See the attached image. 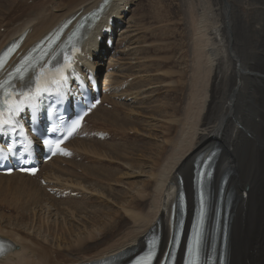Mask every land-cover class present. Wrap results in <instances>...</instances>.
Masks as SVG:
<instances>
[{
  "label": "bare ground",
  "instance_id": "6f19581e",
  "mask_svg": "<svg viewBox=\"0 0 264 264\" xmlns=\"http://www.w3.org/2000/svg\"><path fill=\"white\" fill-rule=\"evenodd\" d=\"M0 1V13L8 14L6 21L0 22V27H3L0 33L1 49L6 42L17 39L24 30H27V34L23 45L32 44L63 18L77 11L91 10L104 0H34L30 6H27V0H17V3ZM230 1L149 0L151 4L165 8L161 12L165 17L163 19L171 15L176 18L179 14L178 21L181 23L177 24L181 29L177 30L182 32L186 29L182 38L185 36L184 40H187L184 43L172 37L175 41H162L157 45L153 41L155 47L149 42L147 47L153 46L154 50L165 55L151 58L147 53L150 49L147 48V52L142 49L144 52L140 54L143 59L137 63V68L131 65L128 57L117 56L110 62L112 66L122 59L124 62L119 67L128 65L129 71L132 68L135 71L128 74L121 71L118 77L111 71L110 92L104 101L111 103L115 110H104L99 106L86 119L97 118L103 124L112 119V123L107 125L112 130L110 138L117 137V142L74 137L69 140V145L74 155L80 156L79 164L55 156L44 166L48 167L43 176L46 186L52 179L86 187L99 194L104 190L100 197L95 198L103 199L101 196L104 195L105 204L94 211L93 204V215H87L88 208L91 213L90 207L77 201L79 199L73 200L70 214L75 218L82 214L90 227L87 228L83 221L82 227L73 225V221L68 225L63 221L68 234L64 231L55 234L54 238L61 242L54 245L57 247L56 253L48 250L44 243L40 246L22 235L21 230L25 229L16 227L21 222H15L16 226L11 225L12 219L33 220V217H27L22 212L28 210L31 214L35 211L33 203L40 200L45 207L55 208L52 203L54 199L46 201L50 197L43 191L46 186L42 187L35 177L24 174L0 175V208L15 211L9 216L0 213V235L11 238V248L15 247L14 242L20 246L17 251L10 248L9 252L0 256V264H68L118 249L140 250L144 243L143 236L151 229L155 230L157 225L165 244L169 232L168 214L177 191L182 189L191 198L195 158L205 153L214 142L218 143L220 151L216 156L211 184L218 185L221 175L229 172L226 179L233 192L227 230V264H264V0ZM135 2L137 0L107 1L104 17L85 41L86 51L93 58H99L93 53L95 49L100 51V45L97 46L94 41L98 29L110 15L121 16L128 3H134L138 9ZM48 4L50 7H46ZM43 6L45 12H42ZM175 6H179V12L173 9ZM171 19L172 22L174 19ZM133 23L136 25L135 21ZM168 24L171 23H167V27ZM169 32L178 33L175 29ZM125 37L128 38V35ZM141 39L134 43H142ZM179 62L184 63L182 68L176 66ZM94 64L98 65V62L94 61ZM142 73L145 76L140 75ZM129 76L134 77L127 82ZM121 95L139 99V105L110 98ZM96 130L107 131L102 128ZM121 142L130 143L122 145ZM56 159L70 164L61 168L52 164ZM73 168H79L81 173ZM142 173L147 177L123 181ZM83 182H87V185L84 186ZM55 188L61 192L60 188L67 187ZM242 190H245V195ZM107 198L114 205H109ZM29 201L31 203L28 205ZM81 204L84 206L80 207ZM192 206L186 208L185 224ZM68 208L69 211L70 205ZM45 227L47 229L48 224ZM39 234L37 232V236ZM23 241L34 248H23Z\"/></svg>",
  "mask_w": 264,
  "mask_h": 264
},
{
  "label": "rangeland",
  "instance_id": "374dc122",
  "mask_svg": "<svg viewBox=\"0 0 264 264\" xmlns=\"http://www.w3.org/2000/svg\"><path fill=\"white\" fill-rule=\"evenodd\" d=\"M3 2H5V0H2ZM12 2L13 1V3H17V0H7V2ZM18 1H20V0H18ZM228 1H230V0H228ZM27 3V6H30V5H32L33 3H34V0H27L26 1ZM147 2V3H146ZM148 2H149V0H137V2H135V4H137L138 5V9L136 8L137 6L136 5H134V3H130L129 4V10H127L126 12H125V14L123 15V17H122V19H124L125 21H126V23H118L117 24V27H122V29L125 31V35H120L119 36V40H117V42L115 43V49L113 50V52L115 53V52H117L118 53V55L117 56H121V57H128L129 59H128V61L129 62H131V65H133L134 67H136L137 68V63H140V60H142L143 58H141L143 55H141V54H143L141 51H143V50H147L148 51V49H150L149 50V52H147L148 53V55H150V57L151 58H155V57H160V54H161V56H164L165 54L163 53H161V51H158V50H154L153 49V46L155 47V45H153L154 44V42L156 43V45H157V43L159 44L160 42H164V43H167V42H169L170 40V42H173V41H177V39L178 40H183V42L185 43V41L187 40V39H185L184 40V38H185V36H184V38H182L183 37V35H185L183 32H185V30H183L182 32H179V30H177V29H181V26L179 27L178 26V24L179 23H181V21H178V19H179V14L176 16V18H174L175 16H170L168 19L166 18V19H163V18H165V17H163L162 15H161V12H163V11H165V8L164 7H159V5L158 4H151L150 2V4H148ZM231 2V1H230ZM12 3V4H13ZM42 3V2H41ZM41 3H39L38 5H40ZM0 4H1V1H0ZM148 4V5H147ZM21 5V4H20ZM46 7H50V4H48V6L46 5ZM142 7V8H141ZM153 7V8H152ZM255 6H250L249 8H254ZM43 8V9H42ZM41 9H42V12H45L44 10L46 9L45 8V6H43ZM134 8V9H133ZM136 8V9H135ZM140 8V9H139ZM144 8V9H143ZM149 8V9H148ZM160 8V9H159ZM243 8H245V7H243ZM147 9V10H146ZM151 9V10H150ZM175 11H177V12H179L178 10H179V6H175L174 8H173ZM155 10V11H154ZM137 11V12H136ZM153 11V12H152ZM155 12V13H154ZM159 12V13H158ZM133 14V15H132ZM142 14H144V16H143V18H142ZM0 15L2 16H0V22L3 20L4 22L6 21V19L8 18V14H7V12H4V14H2V13H0ZM149 15V16H148ZM155 15H158V16H156L155 17ZM152 16V17H151ZM154 17V18H153ZM135 18V19H134ZM140 18V19H139ZM171 18H173L174 20L171 22ZM169 19H170V21H169ZM128 20V21H127ZM168 20V21H167ZM3 21L1 22V23H3ZM133 21H135V23H136V25H134V23H133ZM139 23H138V22ZM141 21H143V22H141ZM155 21V22H154ZM158 21V22H157ZM167 21V22H166ZM176 21V22H175ZM160 22V23H159ZM177 22H178V24H177ZM0 23V24H1ZM138 23V24H137ZM145 24V26H144V24ZM167 23H171L170 25L168 24V27H167ZM143 25V26H141V25ZM161 24V25H160ZM160 25V26H159ZM173 25V26H172ZM175 26H176V28H175ZM146 27V28H145ZM149 29H148V28ZM155 27H156V29H155ZM174 27V28H173ZM179 27V28H178ZM1 29H0V33L1 32H3L2 31V28L3 27H0ZM137 28V29H136ZM151 28V29H150ZM152 28H153V30H152ZM164 29V30H162V29ZM170 28L173 30V29H175L176 30V32H178L177 33V35L176 34H174L173 32H169V31H172V30H170ZM155 29V30H154ZM150 30H151V32H150ZM158 30H159V32H158ZM152 31H153V33H152ZM162 31V32H161ZM164 31V32H163ZM169 33V34H168ZM126 34L128 35V38L129 39H131V40H129L127 37L124 39V36H126ZM162 34V35H161ZM183 34V35H182ZM149 35V36H148ZM180 35V36H179ZM175 39V37H176V39L174 40L173 38ZM181 37V38H180ZM115 38H117L116 36H115ZM142 38V39H141ZM149 38V39H148ZM120 39H124L123 41H121ZM139 39H141V41H142V43L143 42H145V43H134V42H138V40ZM145 40V41H144ZM154 41V42H153ZM157 41H159V42H157ZM151 43V45H153V46H151L150 47V45L147 47L146 45L148 44V43ZM2 43V42H1ZM127 44H129L128 46H126ZM144 46L145 45V47H143L142 45ZM120 45V46H119ZM119 47V48H118ZM150 47V48H149ZM148 48V49H147ZM137 49V50H136ZM140 50V52H139V50ZM143 49V50H142ZM134 50V51H133ZM154 50V51H153ZM122 51H124V54H122ZM135 51H138V52H135ZM156 51V52H155ZM144 52V51H143ZM152 52V53H151ZM159 52V53H158ZM127 53V54H126ZM141 53V54H140ZM152 54H154V55H152ZM158 54V55H157ZM167 54H169V53H167ZM137 55V56H136ZM117 56L114 58V59H112V60H109V64L111 65V63L110 62H112L113 60H115L116 58H117ZM111 57V56H110ZM134 57H137L138 59H133ZM141 59H140V58ZM108 58V57H107ZM107 58L105 57L104 58V62H107ZM119 58V57H118ZM122 59H118V61H117V63H115L114 65H112V66H114L113 67V69H114V71L113 72H115L114 73V75L116 76V77H118L120 74H121V71H125L127 74H128V72H134L135 71V68H132L131 70L132 71H129L128 70V65H124V66H122V68L121 67H119V64H121V62H124V60H122ZM135 60H137L136 62H135ZM176 66L178 67V68H182L183 66H184V63H178V65L176 64ZM119 67V68H118ZM176 68V67H175ZM140 75H143V76H145V73H142V74H140ZM103 76V75H102ZM130 82V81H129ZM161 84H163V83H161ZM160 84V85H161ZM114 87V88H113ZM113 87H112V90H114L115 89V86L113 85ZM119 97V96H118ZM156 98V97H155ZM122 101H125V102H127L128 104H132V105H139V99H133L132 100V102H130V100L128 99V100H126V99H124V100H122ZM102 109H104V110H107V109H110V108H102ZM113 109H114V107L112 108V110H110V111H113ZM115 110V109H114ZM128 118H130V116L128 115L127 116ZM96 118V117H95ZM90 119H92V122H94V118L92 117V118H90ZM160 120H162V118H159ZM91 122V121H90ZM91 122V123H92ZM96 124L95 125H99V126H103V127H107V128H109V126L107 125V124H111L112 123V119H110V120H108V121H106L105 122V124H103V122L100 120V119H97L96 118ZM110 129V128H109ZM144 133V132H143ZM130 134H131V132H130ZM134 137H132L131 139H133ZM116 139V141L115 142H117V137L115 138ZM159 140H160V138H159ZM109 142H112V141H109ZM114 142V141H113ZM131 142V141H130ZM130 142H121L122 143V145H127V144H129ZM224 143V142H223ZM132 157V156H131ZM119 160V159H118ZM119 162H121L120 160H119ZM75 163L76 164H79V162H76L75 161ZM54 164H56V163H54ZM69 162L67 163V165L66 166H63V165H59V164H57L59 167H61V168H66L67 166H69ZM123 167V165L122 166H120V168H122ZM74 170L77 172L78 171V169H76V168H74ZM124 171V168H123V170H122V172ZM143 174V173H142ZM140 174V176H137L136 178L135 177H132L131 178V176L128 178V179H124L123 181L125 182V181H128V180H130V181H134V180H138V179H142V178H146L147 177V174ZM43 175V174H42ZM179 178V177H178ZM92 182V181H91ZM53 183H54V181H53ZM60 183H62V184H65V183H67V182H63V181H61ZM83 183H85L84 184V186H86L87 185V182H83ZM93 183V182H92ZM57 184H59V182L57 183ZM67 184H69V183H67ZM72 188H74L75 190H72L71 191V193L72 194H69V195H67V196H65V197H55L54 196V194H50L47 190H43V191H46V193H47V197L48 196H50V197H48L47 198V200L46 201H52L53 199V201H52V203L55 205V208H52V207H45L44 205H42L43 203H42V200H40L39 201V203L38 202H36V203H33V205L35 206V208H34V210L35 211H32V213L30 214V211H28V210H25V211H23L22 213L23 214H25V216H29L30 215V217H33V220H29V221H20V220H16V219H12L11 221V225H14L15 224V222L17 223V222H21L20 224L19 223H17V224H19L18 226H16L17 224H15V226L16 227H20V228H22V229H25V230H21V232H22V235H25L26 237H27V239L28 240H33V242L35 243V244H37V243H39V245L40 246H42V244L41 243H44V245H46L47 247V249L48 250H51V251H54V252H56L57 253V251H56V249H57V247L56 246H54V245H56V243H58V244H60L61 242L60 241H58L56 238H54V236H56L55 234H58V233H63V231H64V233L65 234H68L66 231V226L68 225V224H71V222L73 223V225H75V226H77V227H82L81 226V224L84 222L85 223V226H87V228L88 227H90L89 226V222H85V220H87V219H85L84 218V216L82 215V214H80L79 215V217L78 218H75V216H73V215H71L70 214V211H73V209H72V204H74V203H72L73 202V200H77V199H79V200H77V201H81L82 202V204L83 203H85L86 205V207L88 208V207H90V211H91V208L95 205V207L92 209L93 211L96 209V208H99V207H101V206H103L105 203H103V199H105V197H104V195L103 196H101L103 199H101V198H98L97 200H96V198L95 197H100V194L102 193V192H105L104 190H102V192L99 194V193H97V191H95V190H91V189H88V188H86V187H77V186H75L74 185V187H72ZM117 188V187H116ZM84 189V190H83ZM79 192H78V191ZM82 192H81V191ZM83 194H85L84 196H83ZM87 195V196H86ZM74 196V197H73ZM76 197V198H75ZM85 197H87V198H85ZM108 197H109V195H108ZM70 198V199H69ZM74 198V199H73ZM82 198H85V199H83V201H82ZM52 199V200H51ZM65 199V200H64ZM87 199V200H86ZM91 199H94V200H96V201H94V200H91ZM113 199V198H112ZM64 200V201H63ZM69 200L70 201V203L68 202L67 203V201ZM72 200V201H71ZM89 200V201H88ZM91 200V201H90ZM56 201H57V203H56ZM66 202L65 204L64 203H61V202ZM41 202V203H40ZM92 204H91V203ZM94 202V203H93ZM102 203V205H100L101 203ZM31 203V201H29V203H28V205ZM88 203V204H87ZM99 205H98V204ZM107 203L109 204V205H114V204H112V202H111V200L110 199H108L107 198ZM62 204V205H61ZM67 204H69L70 205V210L68 211L67 209H69L68 207H69V205H67ZM80 205V207H82V206H84V205ZM91 204V205H90ZM94 204V205H93ZM37 205V206H36ZM56 205H59L60 206V208H59V206H56ZM42 206V207H41ZM65 206V207H64ZM67 206V207H66ZM32 207V206H31ZM61 207H63V208H61ZM61 209V210H59V209ZM119 208V207H118ZM57 209V210H56ZM56 210V211H55ZM88 210V212L86 213L87 215H89V214H92L93 215V211H91V213L89 212V208L87 209ZM6 211V212H5ZM58 211V212H57ZM61 211H63V212H61ZM79 211V210H78ZM34 212H35V214H34ZM55 212H57V213H55ZM64 212H66V213H64ZM0 213L1 214H3V216H9V215H13V214H15V211L13 210V211H8V210H6V209H1L0 210ZM11 213V214H10ZM13 213V214H12ZM67 214H68V216H67ZM125 214V213H124ZM124 214H122V215H124ZM70 217H72V219L70 218ZM87 217V216H86ZM124 217H125V215H124ZM34 218H35V220H34ZM38 219V220H37ZM63 219V220H62ZM71 219V220H70ZM41 220V221H40ZM67 220V221H66ZM63 221H65L66 223H67V225H66V223H65V225H62L63 224ZM68 221H70V222H68ZM80 221V222H79ZM83 221V222H82ZM22 222H24V223H22ZM41 222V223H40ZM61 222V223H60ZM82 222V223H81ZM59 223V224H58ZM88 223V224H87ZM42 224V225H41ZM46 224H48V228L46 229V227H45V225ZM60 225V226H59ZM62 225V226H61ZM79 225V226H78ZM84 225V224H83ZM53 230V231H52ZM37 232H40V234L37 236ZM32 233V234H31ZM49 233V234H48ZM53 233V234H52ZM118 233L120 234V231L118 230ZM36 234V235H35ZM43 234H45V235H43ZM2 235V234H1ZM47 235V236H46ZM51 235V236H50ZM46 236V237H45ZM49 237V238H48ZM38 238V239H37ZM48 240H47V239ZM11 239V238H10ZM9 239V240H10ZM42 239V240H41ZM45 239H46V241H45ZM38 240V241H37ZM41 240V241H40ZM40 241V242H39ZM27 243L28 242H22V244H23V248H25V249H27V248H34V247H31L30 245H29V243H28V245H27ZM51 244H52V246H51ZM14 245H15V247H13L12 249H14V250H18V249H20V246L17 244V243H15L14 242ZM19 246V247H18ZM91 246V245H90ZM52 247H53V249H52ZM35 259H36V256L34 257ZM66 261V260H65Z\"/></svg>",
  "mask_w": 264,
  "mask_h": 264
},
{
  "label": "snow or ice",
  "instance_id": "6c2138e0",
  "mask_svg": "<svg viewBox=\"0 0 264 264\" xmlns=\"http://www.w3.org/2000/svg\"><path fill=\"white\" fill-rule=\"evenodd\" d=\"M27 59L28 58H25L26 61ZM64 59H65L64 67L65 68L70 67L71 58L65 56ZM2 67H3V61H0V68ZM24 71H26V69L16 68L15 72L19 74L18 76L13 77L12 80L0 82V90L3 91V97L0 98V105H2V107H0V130H3L5 126H12L13 116L19 113L21 110H23V106L29 104L34 105L36 100H38L41 95L50 92L53 85L56 87V90L59 91V88L62 86L64 79H66V77L61 75L59 80L53 79L51 82H49L46 79H44V72L41 71V73L37 75L34 78V80H32L31 83L24 84L21 89L17 90L15 88L14 81L16 79L23 81L25 79L23 75ZM6 85L8 86L7 88ZM9 88L10 90H8ZM94 106L95 105H92V107ZM5 113H7V118L5 116ZM79 126H80V120H76L72 125V128L70 129L68 135H71ZM64 138L67 139V136H65ZM60 143H62V141L56 142V147L58 150ZM61 152L62 154H67L63 152V150H61ZM199 245H200V236L198 233L195 241V247L194 249H190V252L193 255L198 256ZM153 255L154 253L149 252L147 256L139 257L135 262V264H151V258ZM168 255L170 256L171 253H168ZM191 264H196V261H192Z\"/></svg>",
  "mask_w": 264,
  "mask_h": 264
}]
</instances>
